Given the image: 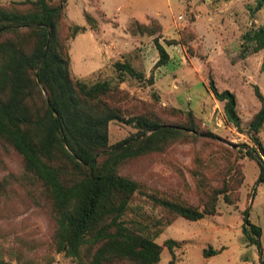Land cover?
<instances>
[{
  "label": "rangeland",
  "instance_id": "obj_1",
  "mask_svg": "<svg viewBox=\"0 0 264 264\" xmlns=\"http://www.w3.org/2000/svg\"><path fill=\"white\" fill-rule=\"evenodd\" d=\"M19 1L23 0H0V4ZM257 2L66 0V34L73 25L85 27L67 40L73 79L116 86L122 93L113 101L125 117L145 114L186 125L190 110L201 132L162 152L131 159L119 169L139 184L124 219L163 245L156 264L172 259L166 239L178 242L173 264H262L264 183H255L259 167L245 150L255 146L249 125L260 107L254 86L264 94V49L241 57L243 35L264 25V4L257 8ZM155 40L169 54L164 65L156 66ZM117 61L129 63L142 77L124 72L120 81ZM210 79L218 90L235 94L240 130L227 120L223 102L209 89ZM136 132L133 125L113 120L108 124V143L115 145ZM253 135L264 148V124ZM240 175L244 179L239 185ZM224 182L238 200L227 204L220 195L217 213L196 221L176 217L168 224L173 216L153 200L201 206L204 192ZM244 210L261 229L256 243L242 230ZM55 228L42 187L24 173L20 156L0 142V258L9 264H76L56 251ZM209 248L217 253L203 255Z\"/></svg>",
  "mask_w": 264,
  "mask_h": 264
},
{
  "label": "trees",
  "instance_id": "obj_2",
  "mask_svg": "<svg viewBox=\"0 0 264 264\" xmlns=\"http://www.w3.org/2000/svg\"><path fill=\"white\" fill-rule=\"evenodd\" d=\"M263 4L264 0H258L257 8ZM65 6L66 0L0 4V142L20 156L24 173L40 184L49 199L56 224V251L76 264H156L163 245L124 219L139 184L121 175L119 169L131 159L162 152L201 132L190 110L186 125L161 122L145 114L125 117L113 101L122 93L116 86L108 81L88 85L73 79L67 40L85 27L73 25L66 34ZM155 45L159 54L156 66L166 64L169 54L158 40ZM241 45V57L264 49V25L246 31ZM114 66L120 81L124 72L142 77L129 63L117 61ZM148 80L153 83L152 76ZM208 86L223 102L227 120L240 130L235 94L218 90L212 79ZM254 94L260 107L249 129L257 134L264 124V94L257 85ZM113 120L133 125L136 134L109 145L108 124ZM253 134L255 146L245 154L259 167L255 183H264V148ZM243 179L240 175L237 183ZM220 195L227 204L238 200L233 199L227 182L205 191L197 207L168 198L153 200L173 216L169 224L176 217L196 221L216 214ZM243 221L246 238L256 243L260 227L250 222L246 210ZM164 244L172 255L169 264H173V248L178 242L166 239ZM215 253L211 248L203 250L205 256ZM0 264L9 263L0 258Z\"/></svg>",
  "mask_w": 264,
  "mask_h": 264
},
{
  "label": "built area",
  "instance_id": "obj_3",
  "mask_svg": "<svg viewBox=\"0 0 264 264\" xmlns=\"http://www.w3.org/2000/svg\"><path fill=\"white\" fill-rule=\"evenodd\" d=\"M263 264H264V258H263Z\"/></svg>",
  "mask_w": 264,
  "mask_h": 264
},
{
  "label": "water",
  "instance_id": "obj_4",
  "mask_svg": "<svg viewBox=\"0 0 264 264\" xmlns=\"http://www.w3.org/2000/svg\"><path fill=\"white\" fill-rule=\"evenodd\" d=\"M147 133V132H146Z\"/></svg>",
  "mask_w": 264,
  "mask_h": 264
}]
</instances>
